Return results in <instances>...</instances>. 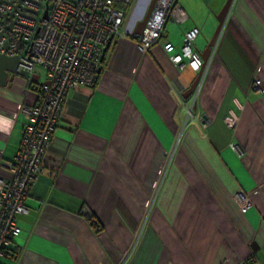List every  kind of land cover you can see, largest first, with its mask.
<instances>
[{
    "label": "crops",
    "instance_id": "obj_1",
    "mask_svg": "<svg viewBox=\"0 0 264 264\" xmlns=\"http://www.w3.org/2000/svg\"><path fill=\"white\" fill-rule=\"evenodd\" d=\"M226 1L178 0L188 20L167 22L145 53L130 12L95 84L67 93L45 174L19 221L21 252L1 264H118L161 178L128 264H264V0L233 1L201 90L188 99L182 95L197 73L177 68L163 50L170 42L179 53L182 33L197 26L193 48L202 52ZM32 75L34 87L47 83ZM15 78L0 86L1 165L19 146L20 106L38 97L27 79ZM239 190L252 202L246 213L232 198Z\"/></svg>",
    "mask_w": 264,
    "mask_h": 264
},
{
    "label": "built area",
    "instance_id": "obj_2",
    "mask_svg": "<svg viewBox=\"0 0 264 264\" xmlns=\"http://www.w3.org/2000/svg\"><path fill=\"white\" fill-rule=\"evenodd\" d=\"M135 2L0 0V53L19 56L20 68L29 77L37 66L47 72V83L40 87L36 102L20 106L21 139L13 159L0 164L5 174L0 176V264L2 259L17 257L21 252L15 243L21 233L19 221L28 213L25 201L31 186L45 174L44 158L67 93L95 84L107 50L114 40L125 37V24ZM187 20L188 15L178 0H156L145 28L136 35L140 51L145 53L160 40L167 22L182 24ZM199 34L197 26L184 31L179 53L172 43L163 44L170 61L180 70L189 68L198 73L202 69L203 61L193 48ZM204 76L205 70L196 86L197 93ZM27 81L32 83L31 79ZM254 86L261 89L260 81L256 80ZM226 123L234 126L235 121L227 118ZM50 175L55 176V172L51 171ZM235 200L242 213L252 207L244 190L235 194ZM82 212L89 213L85 208Z\"/></svg>",
    "mask_w": 264,
    "mask_h": 264
},
{
    "label": "water",
    "instance_id": "obj_3",
    "mask_svg": "<svg viewBox=\"0 0 264 264\" xmlns=\"http://www.w3.org/2000/svg\"><path fill=\"white\" fill-rule=\"evenodd\" d=\"M156 0H151L148 6V9L145 13V16L142 20L138 21L135 29H134V33L135 35H140L143 31V29L145 28L146 22L148 20V17L150 15V12L152 10V7L154 5ZM234 0H227L223 6V8L221 9V11L219 12V14L217 15L216 19L218 22L217 28L214 32V35L212 36L210 42L207 44L206 48L202 51L199 52L200 57L203 61V67L202 69L197 73L195 80L193 82V84L190 86V88L182 95L183 99H188L189 96L193 93V91L195 90L202 72L205 68V66L208 63L209 57L211 55L212 49L214 48V46L217 43V40L219 38V35L221 33L222 27L224 25L225 19L229 13V10L231 8V5L233 3ZM9 27V26H8ZM0 36H2V33H0ZM7 44V43H6ZM20 64H22L19 56H14V57H9L6 56L5 54L0 53V86L5 85V83L7 82L9 76H19L25 79H31L32 82H36V79H34L33 75L31 77H29V73L23 69L20 68Z\"/></svg>",
    "mask_w": 264,
    "mask_h": 264
},
{
    "label": "rangeland",
    "instance_id": "obj_4",
    "mask_svg": "<svg viewBox=\"0 0 264 264\" xmlns=\"http://www.w3.org/2000/svg\"><path fill=\"white\" fill-rule=\"evenodd\" d=\"M150 1L151 0H136V2L134 4V7H133V10H132V15H131V18H130V25L131 26H135L138 21H140V20H142L144 18L145 13H146V11L148 9V6H149ZM166 31H168V30H166ZM201 49L204 50V47L201 48ZM34 73H36L37 75H39V78H40L39 81H40V83H43V82L47 81V72L42 67L37 66L34 69ZM15 80H17L19 82H22V83H25L26 82V79L25 78H21V77H18V76H16ZM168 161H169V159L167 160V164H166L167 166H168V164H171L172 163V160H171V162L169 161L170 163ZM162 181H163V178H161V181L160 182H162ZM160 182L156 186L155 191H154V192H156V191L157 192L156 193H153L152 194L153 196L151 195V197H150L149 207L144 209V212H143V218L144 219L141 220V222L139 223L138 228H137V232H139L138 230L141 229V231L139 233V236H138V234H136V236L130 241L128 247L124 251L123 256L119 260L118 264H123L126 259H127L126 260L127 261L126 264H128V262H130L131 258L135 254L136 249L138 248V246L140 244L142 235H143L145 229L147 228V226L149 225L151 216L153 215V212L155 210V206H156V203H157V200H158V197H159L158 196V191H159V188L161 186L160 185L161 184ZM232 198H233V200L236 203L235 194H233V197ZM91 217H88L87 216L88 219H91ZM95 222L96 223L90 224V225L95 230L101 229L102 228V225L100 224V222L97 221V219H95ZM192 264H194V263H192Z\"/></svg>",
    "mask_w": 264,
    "mask_h": 264
},
{
    "label": "trees",
    "instance_id": "obj_5",
    "mask_svg": "<svg viewBox=\"0 0 264 264\" xmlns=\"http://www.w3.org/2000/svg\"><path fill=\"white\" fill-rule=\"evenodd\" d=\"M108 51V50H107ZM34 83L32 82V83H30L28 86H30V87H32V88H37L38 89V91L40 90V87H34ZM90 221H91V219H90ZM95 222V221H94ZM96 223V222H95ZM92 224H94V223H92ZM98 226V225H97Z\"/></svg>",
    "mask_w": 264,
    "mask_h": 264
}]
</instances>
